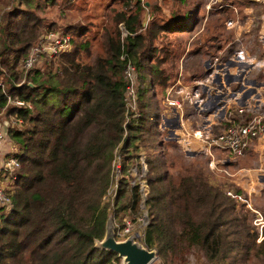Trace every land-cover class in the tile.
<instances>
[{
    "label": "trees",
    "instance_id": "1",
    "mask_svg": "<svg viewBox=\"0 0 264 264\" xmlns=\"http://www.w3.org/2000/svg\"><path fill=\"white\" fill-rule=\"evenodd\" d=\"M145 1L123 0L124 10L121 7L112 18L126 34L122 38L118 29L110 32L104 27L97 53L90 50L80 27L78 36L83 39L74 43L68 37L70 51L50 55L36 49L34 61L23 68L32 48L44 46V36L58 32L33 13L38 3L0 0V9L6 8L0 11V110L9 105L2 115L8 121L5 136L10 145L5 157L17 162L11 169L0 166V189L6 198L0 202V264L117 260L115 253L96 242L104 237L110 216L118 220L113 227L116 236L124 216L139 210L137 184H128V170L136 165L140 151L135 141L144 124L141 111L126 102L130 83L124 70L131 65L136 75L139 67L148 66V73L164 85L160 59L147 63L143 51L151 49L148 43L156 27L176 30L184 21L177 11L172 22L152 26L149 20L142 27L141 13L144 8L150 12ZM172 4L175 9L181 6L179 0ZM134 94L138 102L141 94L136 88ZM10 99L23 104L15 106ZM157 150L151 148L144 157L152 174L159 160ZM163 180L146 178L147 223L142 229L146 247L163 264L188 249L197 250L207 264H223L238 251L232 264H246L235 228V204L211 188L200 193L198 183L189 177L172 185ZM258 250L264 255V238Z\"/></svg>",
    "mask_w": 264,
    "mask_h": 264
},
{
    "label": "crops",
    "instance_id": "2",
    "mask_svg": "<svg viewBox=\"0 0 264 264\" xmlns=\"http://www.w3.org/2000/svg\"><path fill=\"white\" fill-rule=\"evenodd\" d=\"M173 1L175 0H146V6L150 7L149 15L146 14L148 21L150 20L149 23L152 26H159L162 23L160 21L162 17L168 18L167 21L172 22L174 19L172 13L177 15V11H180L184 20L191 11L193 18L190 23L193 22V24L190 29L178 28L174 30L175 27H171L161 30L156 27L148 54L156 51V54L152 55L155 56V59H160L159 67L165 74L168 75V72L173 69L174 76L170 87L164 92L171 91L173 94H177L178 98L187 99L191 106V110L185 114L182 113L181 106L166 108L170 109L171 117L175 120L177 129H174V135H182L183 140H187L191 145L202 146L204 150L201 140H198L197 133L195 135L194 133L200 132L201 136L208 133L214 134L225 126L222 116L223 109H219V106L226 105L229 108L235 105L245 106L247 112L240 115V120H244L254 113L261 114L258 111L262 107L264 108V0H245L249 3L247 7L234 4L235 8L238 7L242 10L239 11V15L242 12L247 16L245 19L241 17L237 19V24L244 21L241 28L235 25L231 29L225 28L222 24L226 16L235 18L233 14L226 12V8L229 10L232 8L227 6L229 1L224 0L226 6L223 4L216 10V15L211 18L212 26L208 25L202 31H200V23L196 26V21L193 20L200 21V7L204 0H179L181 3L179 9H175L174 6L169 7ZM157 5L160 10L157 9ZM255 8L257 10L253 14L252 10ZM162 42H169L166 49H162L160 45ZM157 54L159 57H156ZM166 79L165 82H167ZM155 82L158 84L157 79ZM155 95H158L157 91ZM161 102L159 104L162 106ZM176 110H179L180 114ZM171 117L164 118L162 116L164 120H171ZM190 117L191 121L188 119ZM157 149L159 150L160 146H157ZM191 149L193 147L184 151L185 159L196 156V152ZM217 152L220 153V151ZM202 155H204V164L209 168V157L205 154ZM244 155L242 158H235L237 162L244 165L243 167L234 165L233 159L228 158L227 155L220 160H217V155L216 158H212V162L227 166L229 171L244 169L234 176H230V172L229 176L221 178L227 180L229 185L237 186L241 190L240 192L245 193L250 190L252 204L254 207L258 206L260 213L264 216V135L253 140ZM229 164H232L233 167H230ZM206 167H195L194 170L197 173L187 177L200 184V178H203L201 175L204 173L203 176L206 181L208 180V183H220L216 173L214 177H210V172L213 171ZM201 169L203 172H200ZM191 176L195 177L197 181ZM229 189L235 190L234 188ZM240 207L241 205L235 204L234 210L240 209Z\"/></svg>",
    "mask_w": 264,
    "mask_h": 264
},
{
    "label": "rangeland",
    "instance_id": "3",
    "mask_svg": "<svg viewBox=\"0 0 264 264\" xmlns=\"http://www.w3.org/2000/svg\"><path fill=\"white\" fill-rule=\"evenodd\" d=\"M30 1L39 4L38 9L33 10V13L41 18L42 23L46 25H50L51 28L49 30H57L58 32L57 34L55 33L56 35L50 32L49 34L44 36V38L53 37L54 39H59L62 36H66L59 34L62 31H64V32H69V35L67 37H69L71 41H74V43H78L80 39H83L78 36V33L80 32V27H83L82 29L83 37L85 38L86 41L90 43L89 44V46H91L90 50L92 52L97 53L99 41H100L98 40L99 35L101 34L104 27H106L110 32L115 28L118 29L120 36L122 38H124L126 34L122 27V24L118 23L115 26L112 18V16L116 11L117 12L120 11L121 7L124 10L122 5L123 0H30ZM131 1L132 3L134 2V0ZM228 1L229 3L227 6L232 9L229 10L226 8V12L233 14L234 17H241L245 19L247 14L241 12V14L239 15V11L242 10L239 9L238 7L235 8L234 4L247 7L249 3L245 0H228ZM203 2L204 3L200 7V21L196 19L193 20L194 22L196 21V26H198L200 23V31L206 29L208 25L211 27L213 22L211 18H213L216 15V10L220 8L223 4L226 6L224 0H204ZM154 6L156 7V5ZM2 7L1 9H3L4 11V9L6 8H2ZM169 7H173V4L171 3ZM256 10L257 8L253 9L252 13L254 14ZM145 14H148L147 8H144L143 12L141 13L140 16L141 21ZM188 14H189L188 17L184 19L182 23V27H181L182 29H190L193 24V22L190 23V21L193 18L191 15V11ZM227 17L228 16H226L223 20H225ZM167 19L162 17L160 21L162 22L167 21ZM147 22L148 19L146 17V19L144 20V24H146ZM241 22L243 23L244 21ZM263 33H264V26H263ZM49 44H51V42H49V40L45 41L44 39L43 45L46 46ZM168 44L169 42H162L160 45L162 46V49H166ZM150 45H152V40H150L148 43L149 48ZM145 49L146 48H144L143 51V57H146L145 59L147 60V63L153 62L155 60V56H153L152 54H156V51H152L153 53L151 52L148 54L149 49L146 50ZM152 49L155 50L156 48H152ZM52 54H56V53H53V51H51L50 55ZM80 56L82 59H84L85 57L83 53H81ZM156 57H159V54H157ZM148 70L149 68L148 66H146V67H139V69H137L136 75L132 70L131 71L126 70V72H124L125 77L129 80L130 83L129 90L125 95L126 102L128 103V105H130L132 109H138V112L141 111L139 113L143 114V120H144L143 127L141 128V132H139L137 136V138L138 137L139 138L135 141L139 145L138 151H140L139 154L137 153V158L135 163L136 167L134 165H131L128 170L130 176V179H128V184L132 185L133 183H136L139 194V199H138L139 210L136 213H132L131 215L124 216L126 219L125 224L126 222H128L129 224L131 223L133 231H137L139 229L140 231H142L143 229L142 227L144 226V224H146V221H143L142 217H146L147 220V214L144 208V200L149 189L146 181L147 177L149 176L151 177L152 175L154 176L155 179L164 177L163 182L165 184L168 182V184L172 185L178 183L183 176L187 177L190 176L191 174L197 173V171L194 170L195 167H200V166L206 167L203 161L204 155L202 154H204V150L202 146L191 145L187 142V140H183L182 135L180 136H178L177 134L174 135V129H177V127L175 126V120L172 119L171 117L172 112L170 111V109L164 108L163 104L162 106L159 104L160 101H162L166 97L164 95L165 93L164 90L170 87L169 85L171 84V80L174 76V73L172 72L173 69H171L168 72V75L165 74L164 71L162 70L164 86H162V84H160L159 82L157 84L155 82L156 78L154 76H151L148 73ZM165 79L167 82H165ZM135 88L137 91V95L141 94L140 100L138 102L136 101L134 94ZM156 91L158 92V95H155ZM172 94L173 93L170 91L168 96L172 97ZM177 96H178L177 94H173V99L175 98L178 100V102H180L182 113L185 114L186 112L191 110V106L188 104L187 99H183L180 97L178 98ZM12 102L13 99H10L9 103ZM138 105H141L143 108L139 109ZM8 107L9 105H7L6 107L0 110V118L3 119L2 117L3 112H5L6 109H8ZM176 112L180 114L179 110H176ZM136 116L138 115L136 114ZM136 116H133L134 119L137 118ZM162 116L164 118H168L170 116L171 120H164ZM188 119L190 121L192 120L191 117ZM133 136L135 137L136 134ZM178 142H180V144H177ZM8 144H9V140H7L5 145H3V149H2L3 152H7ZM157 146H160V149L157 150V152L160 151L158 152L159 160L157 161L158 164L156 166V172L152 174L149 173V171H147L149 165L145 163L144 157H149L148 153L150 154L151 148L153 147L157 148ZM189 147H193V149L191 150L196 152L195 153L196 156L191 159H185L183 157L184 151ZM211 153L213 158L214 157L216 158V156L218 155L217 160L223 159L227 155L229 156L228 158L233 159L232 163L234 165L242 166V167L244 166L242 163L237 162V160L235 159V158L239 159L244 157L245 156L244 154H242L239 157H236L227 151H222V153L221 152L218 153L217 151L212 150ZM117 163H118L117 160L113 161L114 174L115 173L117 174L115 179H118V175H119V172H116L118 171L117 167H119L117 166L118 165ZM229 165L230 167H233L232 164ZM208 167L209 168L207 167L206 168L211 169L213 171L210 172V170H208V172H210V177H214V174L216 173L215 175L219 178L220 183H215V184L208 183V180L207 181L205 180L203 173V175H201L203 178H200V184H198V187L200 186V193H202L204 187H207V188H211L212 190L218 191L220 195L223 196H225L224 191H226L229 188H234L235 189L234 191L244 194V192H240L241 190L237 186L235 187L233 185H229L227 180L221 178L222 176H227V175L229 176L230 172H231L230 174H234V171H229L227 166L221 165L220 163H216V164L212 163L211 166ZM200 172H203V169H201ZM191 177L197 181L195 177L193 176ZM160 189H161V185H158L157 191H161ZM226 200L229 201L227 198ZM235 217L237 219V222L235 224V228L238 231L237 237L239 238V241H242L241 247L239 246V249L241 250V252L245 253L246 255V264H264V255L259 254L261 253L258 250L259 244L256 241L254 242V240L248 235V233L251 234V232H253L255 235L257 234L255 228L252 226V221H250V214L248 212V209L240 208L235 210ZM134 218L135 220H133ZM117 221L118 220H113L110 216L106 222V230L113 232L114 230L113 227H115ZM118 224L120 223L118 222ZM117 232L118 229L116 230V233ZM242 244L244 246V249ZM96 245L97 246L99 245V241L96 242ZM237 254L238 251L231 253L223 264H232L233 262L232 260L234 259V257L237 256ZM154 257L158 264H163L160 257L155 252H154ZM112 261L113 264H121L120 257H118L117 260L112 259ZM202 261L203 259L200 258V254L197 252V250L188 249V251L185 254L179 253L178 256L173 257L172 260L166 264H207V263H203Z\"/></svg>",
    "mask_w": 264,
    "mask_h": 264
},
{
    "label": "built area",
    "instance_id": "4",
    "mask_svg": "<svg viewBox=\"0 0 264 264\" xmlns=\"http://www.w3.org/2000/svg\"><path fill=\"white\" fill-rule=\"evenodd\" d=\"M235 7V5H234ZM235 14V13H234ZM237 19L239 17L235 18H228L223 20L222 24L225 28L231 29L234 28V26H238L241 28L243 26L242 22H238ZM51 38V37H45ZM51 44L46 46H41L39 48H32L30 54L25 58V60L22 63L23 68H27L31 65V63L34 61V51L36 49H43L46 48L47 52L50 54L51 51L53 53H57L59 51H67L69 50L70 40L67 36H62L59 39H54L53 37L50 39ZM126 70L133 71V67L128 65L126 66L124 72ZM129 90V89H128ZM170 91H167L164 93L166 96L162 100V104L164 108H168L169 106L174 107H180V103L173 99L171 96L169 97ZM10 100H8L9 102ZM15 106H21L23 103L18 100H13L12 102ZM245 106H239L235 105L234 107H228L226 105L219 106V109H223V120L225 123V126L216 134H205L200 135V132H195L194 135L197 133L198 140L202 142L204 147V154L209 157V166H211L212 162V150L215 151H227L231 154H233L236 157L241 156L242 154H245L246 150L248 149L250 143L255 140L258 137H261L264 135V108L262 107L259 109V113H254V115L247 116L244 120H240V115L247 112V108H244ZM8 121L5 119L0 118V166H2L5 169H11L13 165H16V160L13 157H5V152H3V145H5L6 139L5 136V129L8 125ZM11 122H15V120H12ZM10 145L8 144V147ZM118 168V167H117ZM244 169H236L234 171V174H230V176H234L238 174L240 171ZM224 171V170H223ZM118 172V171H116ZM117 175V174H116ZM224 197L227 198L229 201L233 202L234 204L241 205L240 208L242 209H248V212L250 214V221H252V226L255 228L257 234L255 235L253 232L248 233L249 237H251L254 242L256 241L258 244L260 241L264 238V216L260 213V210L257 207H254L252 204V195L251 191H247L244 194L238 193L234 190L227 189L224 191ZM6 201L5 195L3 194L2 190L0 189V202ZM143 221H146V217H142ZM122 224L121 227H117L118 232L116 233L115 230V237L116 240H124L126 238H129L130 240L136 242L139 246H142L146 248L147 250H150L146 247V245L143 242V233L142 231L132 230V224L126 222L125 224ZM125 224V225H124ZM146 224H144L145 226ZM143 226V227H144ZM142 227V228H143ZM141 238V241H140ZM243 246V244H242ZM244 248V246H243ZM113 264V261H111ZM121 264H124V261L121 258ZM147 264H158L155 260V257L147 263Z\"/></svg>",
    "mask_w": 264,
    "mask_h": 264
},
{
    "label": "water",
    "instance_id": "5",
    "mask_svg": "<svg viewBox=\"0 0 264 264\" xmlns=\"http://www.w3.org/2000/svg\"><path fill=\"white\" fill-rule=\"evenodd\" d=\"M146 17L147 15L145 14L141 21L142 26ZM98 247L115 253L116 256L122 258L124 264H147L154 256L152 250L139 246L129 238L116 240L113 232L107 230L104 237L99 241Z\"/></svg>",
    "mask_w": 264,
    "mask_h": 264
},
{
    "label": "clouds",
    "instance_id": "6",
    "mask_svg": "<svg viewBox=\"0 0 264 264\" xmlns=\"http://www.w3.org/2000/svg\"><path fill=\"white\" fill-rule=\"evenodd\" d=\"M259 210H260V208H259ZM151 250V249H150Z\"/></svg>",
    "mask_w": 264,
    "mask_h": 264
},
{
    "label": "flooded vegetation",
    "instance_id": "7",
    "mask_svg": "<svg viewBox=\"0 0 264 264\" xmlns=\"http://www.w3.org/2000/svg\"><path fill=\"white\" fill-rule=\"evenodd\" d=\"M114 234V233H113ZM115 237V236H114Z\"/></svg>",
    "mask_w": 264,
    "mask_h": 264
}]
</instances>
